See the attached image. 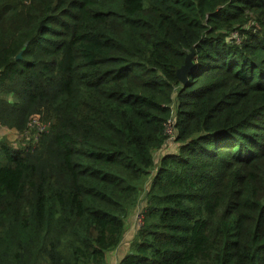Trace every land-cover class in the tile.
Listing matches in <instances>:
<instances>
[{
	"label": "trees",
	"instance_id": "16d2710c",
	"mask_svg": "<svg viewBox=\"0 0 264 264\" xmlns=\"http://www.w3.org/2000/svg\"><path fill=\"white\" fill-rule=\"evenodd\" d=\"M0 126V264H264V0H0Z\"/></svg>",
	"mask_w": 264,
	"mask_h": 264
},
{
	"label": "rangeland",
	"instance_id": "374dc122",
	"mask_svg": "<svg viewBox=\"0 0 264 264\" xmlns=\"http://www.w3.org/2000/svg\"><path fill=\"white\" fill-rule=\"evenodd\" d=\"M188 73H187V76H188ZM43 126H44V124L42 123V121L37 120V127L39 129H42ZM34 132H35V129L32 128V129H29L26 132L20 134L14 129H8V128L0 126V139H2V138L7 139L10 142L11 146L17 145V147H22V146H24V144L29 142V138L31 137V135L34 134ZM144 197H145V194L143 195V198ZM139 225H140L139 214L137 212H134V215L130 216V218L128 220V229L134 230ZM129 249H130V247H129L128 242H127L123 246V252L127 251Z\"/></svg>",
	"mask_w": 264,
	"mask_h": 264
},
{
	"label": "water",
	"instance_id": "95a60500",
	"mask_svg": "<svg viewBox=\"0 0 264 264\" xmlns=\"http://www.w3.org/2000/svg\"><path fill=\"white\" fill-rule=\"evenodd\" d=\"M22 54V52H20L18 54V57H20ZM193 55V51H191V53L187 54L186 58H185V63L177 70V76L178 79L182 82V83H187V73L193 68V63L191 60V57Z\"/></svg>",
	"mask_w": 264,
	"mask_h": 264
},
{
	"label": "crops",
	"instance_id": "0c3cea01",
	"mask_svg": "<svg viewBox=\"0 0 264 264\" xmlns=\"http://www.w3.org/2000/svg\"><path fill=\"white\" fill-rule=\"evenodd\" d=\"M132 215H134V214L132 213L130 216H132ZM132 232H133V230H129L128 229L127 235L125 237V240H124V242H122L120 248L117 249L116 251L110 253V255L108 256V261H109L108 264H116V262L118 261V259L120 258V256L123 254V246L125 245V243L129 242L130 236H131L130 233H132Z\"/></svg>",
	"mask_w": 264,
	"mask_h": 264
},
{
	"label": "built area",
	"instance_id": "2783aa9c",
	"mask_svg": "<svg viewBox=\"0 0 264 264\" xmlns=\"http://www.w3.org/2000/svg\"><path fill=\"white\" fill-rule=\"evenodd\" d=\"M35 123L37 124V121H35ZM44 127V126H43ZM137 213L139 214V218H140V224H141V222H142V217H141V215H140V213L137 211Z\"/></svg>",
	"mask_w": 264,
	"mask_h": 264
}]
</instances>
